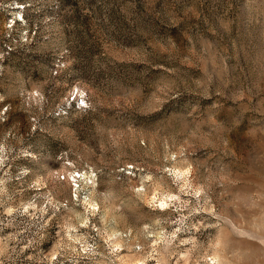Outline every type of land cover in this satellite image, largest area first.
<instances>
[{
	"label": "rangeland",
	"instance_id": "374dc122",
	"mask_svg": "<svg viewBox=\"0 0 264 264\" xmlns=\"http://www.w3.org/2000/svg\"><path fill=\"white\" fill-rule=\"evenodd\" d=\"M0 264H264V0H0Z\"/></svg>",
	"mask_w": 264,
	"mask_h": 264
}]
</instances>
